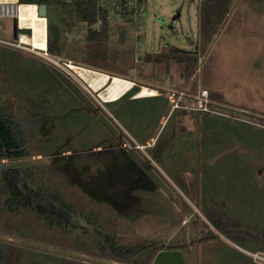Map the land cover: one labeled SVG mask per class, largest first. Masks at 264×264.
Masks as SVG:
<instances>
[{
	"label": "rangeland",
	"instance_id": "obj_1",
	"mask_svg": "<svg viewBox=\"0 0 264 264\" xmlns=\"http://www.w3.org/2000/svg\"><path fill=\"white\" fill-rule=\"evenodd\" d=\"M112 3L105 2L108 34L101 42L87 38L83 22L69 31L80 37L66 36L57 10L50 11L56 50L46 56L16 45L14 19L0 16V107L11 109L27 138L24 156H0V189L4 170L17 167L65 211L62 221H47L31 208L10 209L8 193L0 190V264H150L159 247L178 244L185 264H245L248 258L232 243L255 250L245 231H260L264 222V0H142L135 22L133 10L124 12L127 0L126 9ZM68 60L162 94L129 97L128 90L104 103L55 68L76 74ZM170 89H206L209 111L170 116ZM179 127L176 154L193 148L203 167L197 171L193 164L186 173L168 142L144 148L158 136V143L168 141V132ZM117 131L143 147L138 155L152 159L163 180L151 190L136 188L126 208L109 203L106 194L95 198L96 187L84 186L110 160ZM248 173L254 179H246ZM190 189L201 192L202 201L181 225L190 212L178 207L196 198ZM107 240L146 248L116 259Z\"/></svg>",
	"mask_w": 264,
	"mask_h": 264
},
{
	"label": "trees",
	"instance_id": "obj_2",
	"mask_svg": "<svg viewBox=\"0 0 264 264\" xmlns=\"http://www.w3.org/2000/svg\"><path fill=\"white\" fill-rule=\"evenodd\" d=\"M114 5L118 3L124 7L126 0H111ZM127 0V11L124 10L127 16L132 12L129 8L131 5ZM206 2L212 0H203ZM19 2L29 3H46L48 6L47 13V51L54 52L56 50L54 43L52 42L51 35L54 32V25L52 23V17L50 11L57 10L58 17L62 23L67 27V31H71L70 27L74 22H83L86 24L87 38L90 41H104L107 39L108 24L107 14L108 9L104 4L102 7L98 6L99 0H19ZM139 3L142 0H138ZM125 4V9L127 8ZM100 17L103 21L99 28L91 27L96 19ZM129 20V19H128ZM136 89L135 86L131 88V91ZM26 136L23 133V129L19 123L16 122L12 115L11 109L0 107V156L4 159H15L25 155L23 144L26 142ZM3 183L1 193H8L6 198L8 207L11 209L14 207H23L34 209L38 215L45 220H57L62 216V209L54 203V199L46 198L40 191L34 190L30 184L21 177L19 169L17 167H8L4 170L1 177ZM59 202L62 200L59 198ZM59 214L61 216H59ZM60 221H62L60 219ZM109 243L106 246L107 250L111 253V256L116 259L128 260L133 258L136 254L142 253L145 250V246L139 245L135 247H121L115 246L112 240H107ZM148 248V247H147Z\"/></svg>",
	"mask_w": 264,
	"mask_h": 264
},
{
	"label": "flooded vegetation",
	"instance_id": "obj_3",
	"mask_svg": "<svg viewBox=\"0 0 264 264\" xmlns=\"http://www.w3.org/2000/svg\"><path fill=\"white\" fill-rule=\"evenodd\" d=\"M136 87V86H135ZM139 89L136 87L134 91L129 93L127 91L125 94L120 96L119 98H116V100H111L112 101H117L121 98H123L127 93H129V97H131L133 94H135ZM96 93L97 97L98 92L94 91ZM158 96V95H156ZM136 97V96H135ZM142 97V96H141ZM101 99V98H99ZM102 100V99H101ZM103 101V100H102ZM105 102H110V101H103ZM168 111L167 114H170V116H175L176 112H180L183 116L184 113L183 111L187 110L183 106H176L174 100L170 98L169 103H168ZM205 113V112H204ZM180 127L178 129L172 128L168 132V136L165 138L168 141L160 142L159 141V136L155 140V138L148 144L144 146L146 150L151 149L153 146H156L157 144H164L168 142V146L170 151H175V158L174 160L179 164L180 162H183L185 165L182 168L186 169L187 172H191L194 168L195 165V171H197L199 168H203L201 165L198 164L197 158L199 157H194V151L193 148L189 150L188 155H182L181 152L179 154L176 152L179 151V148L182 146H176L174 144V141L178 135L179 132H181ZM118 132V131H117ZM119 135V140H117L116 146L113 145V141H111V144L109 146L110 149V160L106 162V166L104 169L99 173V174H91L92 179L88 182L84 183V186L90 187L94 185L96 187V192H95V198H98L99 196H109L112 197L113 199H109L108 202L113 204L112 200H117L121 204L118 206L114 203L116 207H124L126 208L129 202V199L133 197L134 190L136 188H145V190H151L154 188V186L159 184V181L162 179L159 171L154 167L152 164V159H150L146 155L145 151V158L143 156H139L138 152L141 151L143 147L139 146L138 143H134L132 139L128 137V135L124 134L122 131L118 132ZM112 136V134H111ZM122 137V138H121ZM127 137V138H126ZM127 139V141L125 140ZM129 139V140H128ZM113 140V139H112ZM128 142H132V146L128 144ZM167 145V144H166ZM194 147H197V152H201L202 146H198V144ZM212 148V147H211ZM240 148V146H238ZM181 150V149H180ZM133 151H136V153H133ZM213 151V149H212ZM235 151V150H234ZM237 150L235 153L238 155ZM187 152V151H186ZM135 154V155H134ZM199 156V155H198ZM137 159H135V158ZM178 159H183L182 161H179ZM185 159V160H184ZM194 164V165H193ZM249 166H251V163H249ZM250 173V172H249ZM248 173V176L246 179H254V177H251L250 174ZM224 171L221 170L219 173V177L221 176L223 179ZM163 181V180H161ZM83 186V187H84ZM130 189H132V192H130ZM194 190V189H193ZM190 189V191H193ZM172 191V190H171ZM194 192V191H193ZM195 194V199L191 200L188 199V203H182L178 209L180 211H188L190 214L186 217H183L181 219V225L184 223L185 225L187 224V220L189 216L193 215L194 213L199 212V208L197 206L198 203L202 201V193L199 191L194 192ZM106 198V197H105ZM97 201H103V200H97ZM105 202V200H104ZM202 218H199V221L202 222L204 219V216L201 215ZM228 219V218H227ZM195 221V220H194ZM231 229H235V224L234 222H231ZM238 227V223H236ZM170 226H172L170 223H168V228L170 229ZM226 228V227H225ZM179 227L175 228L174 231L178 232ZM260 231L256 232H250L245 231V234L251 242L255 245V250H250L249 257H250V264H264V222L262 225H260ZM228 231V230H227ZM212 235V234H211ZM169 238H172L170 235ZM189 239L188 236L185 237V241ZM188 242V241H187ZM163 244V243H162ZM181 244L175 245V246H169V247H159L156 251L155 254L161 250V249H174L178 248L182 251V248L180 247ZM154 254V256H155ZM255 254V255H253ZM154 258V257H153ZM153 260V259H152ZM185 264V261H184Z\"/></svg>",
	"mask_w": 264,
	"mask_h": 264
},
{
	"label": "bare ground",
	"instance_id": "obj_4",
	"mask_svg": "<svg viewBox=\"0 0 264 264\" xmlns=\"http://www.w3.org/2000/svg\"><path fill=\"white\" fill-rule=\"evenodd\" d=\"M8 5V13H16L19 28H28L30 32H19L21 43L29 44L31 48L47 51V19L38 14V5L36 3L18 2L16 0H4ZM70 70H73L77 76L91 90L98 92L99 98L103 101L116 100L135 84L133 80L126 77L112 75L104 71L96 70L90 67L79 65L71 60L64 63ZM159 91L155 88L142 85L136 92V97L156 96Z\"/></svg>",
	"mask_w": 264,
	"mask_h": 264
},
{
	"label": "built area",
	"instance_id": "obj_5",
	"mask_svg": "<svg viewBox=\"0 0 264 264\" xmlns=\"http://www.w3.org/2000/svg\"><path fill=\"white\" fill-rule=\"evenodd\" d=\"M19 2V0H16ZM107 0H99L98 6L102 7ZM129 5H131L133 10V16H134V22L136 21V16L143 10L142 6L139 4L138 0H129ZM12 4V3H11ZM10 3H5L4 0H0V16H8L16 20V34L18 38L16 39L17 42L16 45H23L27 46L25 43L20 42L19 38V32H22L19 28L18 24V18L16 13H8V10H6L5 7L8 5H11ZM102 19L98 17L96 21L92 24L91 27L99 28V26L102 23ZM30 32L28 28H24ZM26 32V33H28ZM2 42H5L4 40H1ZM42 53L46 56L48 55V52L46 50H43ZM169 96L174 100L176 106H183L187 110H195V111H203L208 112L210 109V100L208 98V91L206 89H201L197 94L189 93L188 91H185L183 89H170L167 91ZM162 94V92L159 91V95ZM255 255V254H253Z\"/></svg>",
	"mask_w": 264,
	"mask_h": 264
},
{
	"label": "water",
	"instance_id": "obj_6",
	"mask_svg": "<svg viewBox=\"0 0 264 264\" xmlns=\"http://www.w3.org/2000/svg\"><path fill=\"white\" fill-rule=\"evenodd\" d=\"M193 1V0H192ZM38 14L47 17L48 6L46 3H38ZM171 27V25H170ZM22 32H28L26 29H21ZM66 36L72 37H80L81 34L70 33L69 31L65 32ZM13 37L17 39L18 36L16 34V20L13 22ZM150 264H184L183 253L180 249H161L159 250Z\"/></svg>",
	"mask_w": 264,
	"mask_h": 264
},
{
	"label": "crops",
	"instance_id": "obj_7",
	"mask_svg": "<svg viewBox=\"0 0 264 264\" xmlns=\"http://www.w3.org/2000/svg\"><path fill=\"white\" fill-rule=\"evenodd\" d=\"M74 33V32H73ZM5 41V40H4ZM7 41V40H6ZM20 48H23V49H26V50H28V51H30V52H39V53H42V51L43 50H37V49H34V48H31L30 46H29V44H27V46H23V45H21L20 46ZM55 68H57V69H59V70H61L62 71V73H64V75H66L68 78H70V77H72L73 79H76V81L78 82V87L79 88H82V89H87V90H91V88H89L88 86H87V84H85L76 74H69V73H67V72H64L65 70H63L62 68H59V67H55ZM71 71V70H70ZM72 72V71H71ZM65 73H67V74H65ZM76 77V78H75ZM91 91H93V90H91ZM218 234H220L221 236H222V234L221 233H219L218 232ZM188 237H190V236H188ZM232 245L235 247L234 249H235V251L237 252V253H240V254H243V255H246L245 257H247L248 258V260H246L245 261V264H249V259H250V257H249V252H250V250H248V249H246V248H244V247H241V246H239V245H237V244H234V243H232Z\"/></svg>",
	"mask_w": 264,
	"mask_h": 264
}]
</instances>
